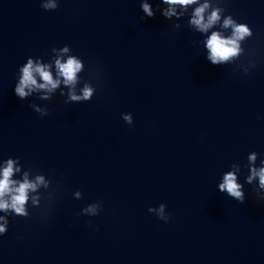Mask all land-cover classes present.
<instances>
[{
  "label": "water",
  "instance_id": "95a60500",
  "mask_svg": "<svg viewBox=\"0 0 264 264\" xmlns=\"http://www.w3.org/2000/svg\"><path fill=\"white\" fill-rule=\"evenodd\" d=\"M44 3L0 0V167L18 157L15 178L50 181L28 217L8 216L0 264H264V190L245 183L249 155L257 168L264 159V0H223L252 30L225 65L207 60V34L189 24L198 5L168 20L160 0H149L151 18L140 0ZM65 45L64 59L84 64L76 93L89 83L92 98L65 103L61 83L48 101L20 100L18 69ZM228 171L244 203L218 191ZM97 201L98 215L83 214ZM160 204L167 222L148 212Z\"/></svg>",
  "mask_w": 264,
  "mask_h": 264
},
{
  "label": "clouds",
  "instance_id": "9594fccd",
  "mask_svg": "<svg viewBox=\"0 0 264 264\" xmlns=\"http://www.w3.org/2000/svg\"><path fill=\"white\" fill-rule=\"evenodd\" d=\"M167 7L159 9L160 14L168 20L176 17L179 20L185 14H189L190 6L198 5L190 12L189 24L199 33L207 34L204 47L207 50V60L212 65H225L237 61L244 53L245 49L241 46L242 42L252 36V30L245 23H238L231 15H224L225 8L222 7L223 0H160ZM44 10H55L58 7L57 0H48V3L40 5ZM140 8L144 16L151 18L155 15L149 0H140ZM179 9V10H178ZM218 26L219 30H211ZM174 28H179L178 23L173 24ZM211 30V31H210ZM230 30V31H226ZM195 43V42H194ZM71 49L65 45L61 48H52L55 53L50 57L51 63H41L40 58H27V62L18 69V82L15 84L14 94L20 99L25 100L35 92H41L39 99L48 101L52 98L55 90L61 83L68 86V94L65 103L86 102L95 94L96 89L89 83H85L80 90V94L75 91L78 82V73L83 70L84 64L75 55H64ZM250 68L255 67L254 62L250 61ZM54 64V73L50 70ZM244 73H248V67H242ZM62 78V79H61ZM39 81V82H38ZM64 95L63 92L60 93ZM29 107L41 116L47 115V108H41L35 103H30ZM123 119L132 125L131 115H124ZM257 160V153L253 152L248 157L249 174L245 178V183L251 185L254 180H258L260 190H264V159H261V167L253 166ZM19 158H7L3 160L0 167V235L5 234L9 223L8 216L28 217V204L39 207L41 197L38 193L40 187L48 188L50 181L45 179L42 174H36L34 179H30V171H24L21 178H15L17 173H21ZM239 170V169H237ZM218 191L226 193L230 198L244 203L245 193L243 185L237 182V175L234 171H228L223 175L222 182L218 184ZM37 193L36 195H31ZM260 200H264V194L256 193ZM77 197L80 193L76 194ZM165 205L160 204L159 208H148L149 213H155L156 217L164 222L169 220L165 214ZM101 209V202L97 201L89 204L83 209V214L96 216Z\"/></svg>",
  "mask_w": 264,
  "mask_h": 264
}]
</instances>
